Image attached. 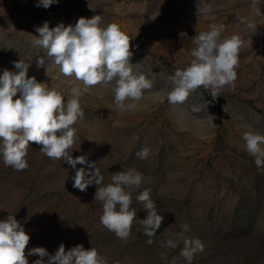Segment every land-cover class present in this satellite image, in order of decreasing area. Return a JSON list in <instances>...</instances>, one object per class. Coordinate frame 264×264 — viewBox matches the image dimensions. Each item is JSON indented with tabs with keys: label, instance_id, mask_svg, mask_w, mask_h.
Segmentation results:
<instances>
[{
	"label": "rangeland",
	"instance_id": "374dc122",
	"mask_svg": "<svg viewBox=\"0 0 264 264\" xmlns=\"http://www.w3.org/2000/svg\"><path fill=\"white\" fill-rule=\"evenodd\" d=\"M37 3L0 0V75L4 69L17 71L12 62L22 60L31 64L28 77L59 91L65 103L70 88L79 87L84 116L74 125L79 139L69 150L72 157L96 162L103 185L111 183L113 173L129 169L142 173L143 182L130 205L137 219L121 240L100 222L96 185L86 192L73 187L76 169L86 165L74 169L52 160L32 142L26 170L5 167L0 157V220L12 214L22 224L30 236L26 254L34 247L54 254L61 243L66 251L82 244L96 248L107 264H187L180 255L182 241L176 249L162 246L186 223L185 235L204 244L191 264H264V168H257L242 138L247 131L264 135V0L256 5L259 12L252 0H59L47 9ZM198 4L211 5L207 16ZM94 15L129 36L130 62L153 81L135 112L116 110L111 88L86 89L55 65L47 74L46 67H37L43 53L33 45L36 27L45 21L50 28L61 22L74 26ZM245 18L256 27L249 29ZM212 24L223 25L222 38L237 35L243 41L235 87L224 86L215 99L200 87L184 104H170L167 77L189 65L192 38ZM208 114L213 124L197 123ZM144 147L149 155L140 159L136 153ZM145 189L163 216L152 237L143 235L139 224L147 213L136 196ZM38 258L27 257L29 264Z\"/></svg>",
	"mask_w": 264,
	"mask_h": 264
},
{
	"label": "clouds",
	"instance_id": "9594fccd",
	"mask_svg": "<svg viewBox=\"0 0 264 264\" xmlns=\"http://www.w3.org/2000/svg\"><path fill=\"white\" fill-rule=\"evenodd\" d=\"M54 3L59 0H38L36 6L47 9ZM258 3L259 0H252L253 10L257 12ZM197 7L205 16L211 11V5L201 9L198 4ZM242 22H246L249 29L256 27L247 18ZM223 30V25L212 24L209 30L192 38L194 47L189 65L177 68L167 77L171 89L166 91V97L170 104H184L200 87L210 90L213 99L219 96L218 91L224 86L235 87L243 41L237 35L222 38ZM35 31L39 35L34 36L33 45L43 53L36 60L38 68L46 67L47 74L48 66L55 65L61 75L74 77L86 89L95 86L111 88L118 111L135 112L145 91L153 87V81L138 70L140 64L130 62L133 53L129 36L116 23L102 24L100 15L81 17L74 26H65L61 22L50 28L49 22L45 21ZM12 63L17 71L4 69L0 75V157L3 165L16 171L26 170L30 142L41 145V154L52 160H63L74 169L77 164L86 165L76 169L73 187L86 192L95 184L94 200L102 202L103 206L101 224L118 239L127 240L137 219L135 209L130 210L132 193L140 188L143 174L135 169L119 171L111 175V183L103 185L104 177L97 163L89 162L85 156L74 159L69 151L79 139L74 125L84 116L79 102L83 95L80 88L71 87L68 93L71 98L65 103L59 91L50 90L46 83L37 82L35 77H28L31 64L22 60ZM18 93L19 97L14 99ZM192 111L199 112L200 109L193 107ZM213 120L214 117L208 114L207 119H200L197 123L213 124ZM242 138L247 152L255 158L257 168H264V135L247 131ZM136 155L147 159L149 149L141 148ZM136 200L147 213L146 218L139 219L142 233L152 237L160 228L163 216L158 214L157 205L150 198V189L140 192ZM180 227L182 231L176 234V239H168L162 246L176 249L182 241L184 247L180 255L191 264L194 255L204 250V244L199 238L190 239L185 235L190 231L188 224ZM29 241L30 236L15 215L9 214L0 220V264H29L27 257L33 255L39 258L32 264H107L96 248L86 250L82 244L66 251L61 243L54 254L44 247H34L26 254ZM147 243L151 244L152 240Z\"/></svg>",
	"mask_w": 264,
	"mask_h": 264
}]
</instances>
